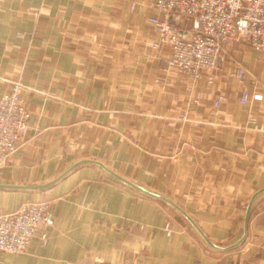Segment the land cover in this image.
I'll list each match as a JSON object with an SVG mask.
<instances>
[{
	"label": "crops",
	"instance_id": "1",
	"mask_svg": "<svg viewBox=\"0 0 264 264\" xmlns=\"http://www.w3.org/2000/svg\"><path fill=\"white\" fill-rule=\"evenodd\" d=\"M153 3L0 0V96L18 79L30 110L0 183L40 184L79 159H97L173 200L213 241L231 243L264 186V57L245 41L226 45L225 59L192 83L168 65L169 46L154 45ZM218 93L224 99L214 110ZM27 200L52 203L48 241L0 251V264H264V193L245 240L226 251L207 246L173 207L94 164L40 190L0 188V212Z\"/></svg>",
	"mask_w": 264,
	"mask_h": 264
},
{
	"label": "built area",
	"instance_id": "2",
	"mask_svg": "<svg viewBox=\"0 0 264 264\" xmlns=\"http://www.w3.org/2000/svg\"><path fill=\"white\" fill-rule=\"evenodd\" d=\"M153 7L157 14L147 19L159 34L154 45L169 46L168 65L185 73L192 83L225 58L226 45L245 41L264 57V0H154ZM189 18L196 21L195 27L184 24ZM235 75L243 79L245 69L237 66ZM206 80L211 83L213 78L207 75ZM24 87L17 79L10 91L0 96V167L10 159L28 127L30 110L21 94ZM251 96L262 97L258 93ZM249 97L243 88L239 103H247ZM223 99L224 95L214 99V110ZM178 118L186 120V115L181 113ZM53 221L49 200H27L12 211L0 212V251L23 252L33 237L47 243ZM90 264L117 263L100 259Z\"/></svg>",
	"mask_w": 264,
	"mask_h": 264
},
{
	"label": "water",
	"instance_id": "3",
	"mask_svg": "<svg viewBox=\"0 0 264 264\" xmlns=\"http://www.w3.org/2000/svg\"><path fill=\"white\" fill-rule=\"evenodd\" d=\"M83 164L97 165V166L101 167L103 170H105L106 172H108L109 174H111L113 177H115L121 183L133 188L134 190H136V191H138L144 195H147L149 197H153L155 199L161 200L164 203L168 204L169 206L173 207L193 227V229L197 232V234H199V236L206 243L207 246H209L212 249L218 250V251H226V250L233 249V248L239 246L245 240L246 233H247L248 221H249V217L251 214L253 204H254L256 198L258 196H260L262 193H264V186H263V187L257 189L252 194V196L250 197V199L246 205V209H245V215H244V219H243L242 235L238 239H236L234 242L224 244V243H217V242L213 241L212 239H210L204 233V231L200 228V226L196 223V221L181 206H179L173 200H171L168 197L161 195L155 191H152V190H150V189H148V188H146V187H144V186H142V185H140V184H138V183H136V182H134L128 178H126L125 176H123V175L115 172L111 168L107 167L104 163H102L101 161H99L97 159H92V158L79 159V160L75 161L74 164L71 165V167L66 169L60 175H57L53 179H51L47 182H44V183L30 184V185L0 183V188H2V189H27V190H40L43 188H47L48 186L54 184L56 181H58L63 176H65L69 171H71V170L75 169L76 167L81 166Z\"/></svg>",
	"mask_w": 264,
	"mask_h": 264
},
{
	"label": "rangeland",
	"instance_id": "4",
	"mask_svg": "<svg viewBox=\"0 0 264 264\" xmlns=\"http://www.w3.org/2000/svg\"><path fill=\"white\" fill-rule=\"evenodd\" d=\"M35 13H37L38 11H34ZM20 33H22V32H20ZM234 44V43H233ZM233 44H229V45H233ZM224 53H225V51H224ZM225 57H226V55H225ZM225 59V58H224ZM223 59V60H224ZM223 60H221V61H223ZM220 61V62H221ZM219 62V63H220ZM21 83H22V85L23 86H25L24 85V83L21 81ZM193 87V86H192ZM192 87H189V88H187L188 90H190L192 93H193V99L194 100H196V101H198V103L200 102V100H201V91H198V90H192ZM259 94V93H258ZM219 95H223V94H221V93H218L217 95H216V97L215 98H217ZM214 98V99H215ZM195 101V104H197V102ZM214 101V100H213ZM182 120V119H181ZM8 162V161H7ZM32 201V200H31ZM166 228H168V225H167V227ZM169 229V228H168ZM94 261H96V260H94ZM107 261V260H106ZM93 262V261H92ZM110 262H113V261H110ZM115 263H117V262H115ZM117 264H119V263H117Z\"/></svg>",
	"mask_w": 264,
	"mask_h": 264
}]
</instances>
